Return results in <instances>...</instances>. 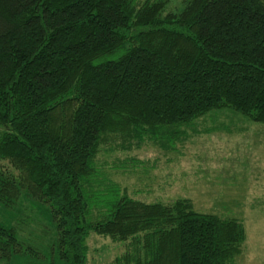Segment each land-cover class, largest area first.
<instances>
[{"label": "trees", "instance_id": "16d2710c", "mask_svg": "<svg viewBox=\"0 0 264 264\" xmlns=\"http://www.w3.org/2000/svg\"><path fill=\"white\" fill-rule=\"evenodd\" d=\"M166 6L0 0V203H46L63 264H88L90 233L122 246L113 264H234L240 253L237 219L186 197L141 201L108 174L141 172L142 149L172 151L211 109L264 123V0ZM17 227L0 223L4 261L22 251Z\"/></svg>", "mask_w": 264, "mask_h": 264}, {"label": "rangeland", "instance_id": "374dc122", "mask_svg": "<svg viewBox=\"0 0 264 264\" xmlns=\"http://www.w3.org/2000/svg\"><path fill=\"white\" fill-rule=\"evenodd\" d=\"M166 7L178 11L182 0H167ZM182 129L179 138L184 143L172 151L148 144L138 153L151 162L141 172L109 171V176L141 201L186 197L197 212L237 219L244 239L233 263L264 264V123L222 107L205 112ZM0 164L10 168L3 160ZM20 201L21 207L0 203V223L17 222L16 234L22 242V251L8 261L0 259V264H63L56 255L55 224L48 205ZM88 236V264H113L114 256L122 252V246L107 237Z\"/></svg>", "mask_w": 264, "mask_h": 264}]
</instances>
